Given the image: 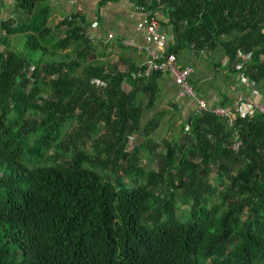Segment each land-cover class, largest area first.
I'll use <instances>...</instances> for the list:
<instances>
[{
    "label": "trees",
    "instance_id": "obj_1",
    "mask_svg": "<svg viewBox=\"0 0 264 264\" xmlns=\"http://www.w3.org/2000/svg\"><path fill=\"white\" fill-rule=\"evenodd\" d=\"M42 2L15 0L21 19L0 35V264H264L263 116L195 113L163 154L155 114L129 150L165 72L111 60L81 21L51 29ZM136 3L163 10L168 53L222 47L264 95V0ZM72 122L82 134L62 138Z\"/></svg>",
    "mask_w": 264,
    "mask_h": 264
},
{
    "label": "crops",
    "instance_id": "obj_2",
    "mask_svg": "<svg viewBox=\"0 0 264 264\" xmlns=\"http://www.w3.org/2000/svg\"><path fill=\"white\" fill-rule=\"evenodd\" d=\"M42 4L49 9L48 26L51 29L55 28L58 22L67 20L69 16L78 18L75 21H81L86 35H90L96 42L107 46L106 52H108V57L111 60L122 56L139 65L146 63L148 56L144 51L120 44L125 41H132L141 46L146 44V35L137 27L142 17L138 12L139 5H137L136 0H43ZM155 15L161 25L167 22L163 10H157ZM21 16L19 10H16L15 0H0V35L4 34V26L8 21L14 23L21 19ZM162 30L168 35L169 42H171L172 38L167 31L168 28ZM93 42L95 43V41ZM216 51H220L221 56L224 57L222 47L210 52L202 51L198 54H193L189 49H182L177 53L176 64L178 66L193 67L194 72L190 77V81L198 89L199 94L202 93L200 95L205 96L207 104L229 109L233 114L231 116L234 117L235 103L245 96L252 95L257 101L264 103V95L256 94L254 91L249 92L246 78L240 79L241 77L238 75L235 81L234 79L228 80L225 74H223V77L220 76L222 72H218V60L214 59V52ZM218 64L222 67L224 65L225 70H227L226 59L221 60ZM160 86V96L174 91L176 92L177 101L185 99L178 97L181 88L172 74L163 73ZM186 99L192 101L193 105L189 110L187 117L189 119L190 116L196 113L197 105L195 100ZM223 100L226 104L222 106L221 102ZM157 103L158 99L156 105Z\"/></svg>",
    "mask_w": 264,
    "mask_h": 264
},
{
    "label": "built area",
    "instance_id": "obj_3",
    "mask_svg": "<svg viewBox=\"0 0 264 264\" xmlns=\"http://www.w3.org/2000/svg\"><path fill=\"white\" fill-rule=\"evenodd\" d=\"M138 12L142 20L137 24L139 30L146 35V44L141 46L132 41H125L123 44L127 47H135L140 51H144L148 58L144 65H147L146 73L150 74L154 71H162L172 74L177 83L180 85L179 98H190L196 101V113H210L217 116H228L230 121L233 120V114L229 109L221 106H209L206 99L200 95L190 81V77L194 72L191 66H178L177 55L168 53L170 44L168 35L162 30L159 19L150 12L146 6H139ZM150 13V14H148ZM68 21H75L78 18L69 16ZM89 38H92L89 36ZM244 79L245 76L243 75ZM246 85L250 86L246 79ZM253 90V89H252ZM234 109L236 114L244 118H253L256 115H262L264 118V103L257 101L252 95L245 96L235 103Z\"/></svg>",
    "mask_w": 264,
    "mask_h": 264
},
{
    "label": "rangeland",
    "instance_id": "obj_4",
    "mask_svg": "<svg viewBox=\"0 0 264 264\" xmlns=\"http://www.w3.org/2000/svg\"><path fill=\"white\" fill-rule=\"evenodd\" d=\"M11 39H12V37H11ZM13 40L16 41V39H14V37H13ZM21 48H22L21 43L18 42L16 49H18V51L20 53H22ZM214 54H215L214 59L218 60L217 61V65H218V69H219L218 72H222L220 74V76L223 77V74H225L227 76L228 80L234 79L235 81H236L235 78L238 77V75L241 77L240 79L243 78V73L227 72L228 70H225V67L223 64H222L223 67L218 64L221 60L224 61L226 59L225 56L224 57L221 56L220 51H216V52H214ZM200 94H202V93H200ZM202 96L205 97L204 95H202ZM183 98H185V97H183ZM146 101H147V99L144 96V102H146ZM192 106H193L192 101H190L186 98L183 99V101H177L176 100V92H174V91H171V92H169L163 96L158 97V103L155 107H153L152 109L145 107V109H144L145 115H144V117H142V119L140 121V126L138 127V130L128 140L127 146H129V150H132V148L137 147L141 144L143 145L146 142V140L149 139V138L146 139L145 132L143 131V127L145 126V124L147 122H149V120L152 118L153 114H158V115L161 114V117H162L161 123L158 126V128H156L152 132L151 138L158 145L157 153L162 152L164 154L165 148L162 145L163 143L165 144V142H173V140H178L179 138H183V136H184L183 134L186 133V130L181 131V125L183 123H185L186 120L188 119L187 117L189 114V110L191 109ZM78 132H80L82 134V131L80 130L79 124L76 122H72V124L67 126V128L62 133V138H65L68 134L75 136L76 133H78ZM77 145L82 146L81 142H78V141H77ZM92 147H93V143L89 139L85 138V143L83 145V149L86 152H90L92 150ZM141 152H142V154H140L141 166H143V168H145V170L157 169L158 158H156L155 156L147 158V152L145 150H142ZM141 155H144V157L143 156L141 157ZM106 173H107V174H105L106 177L113 178V172L107 170ZM118 175L122 176V173L119 172ZM186 208H188V205L180 202L178 205L177 211L180 212V214H185Z\"/></svg>",
    "mask_w": 264,
    "mask_h": 264
}]
</instances>
